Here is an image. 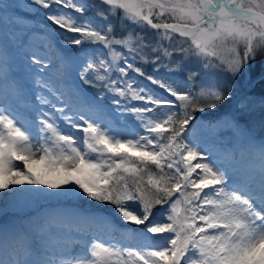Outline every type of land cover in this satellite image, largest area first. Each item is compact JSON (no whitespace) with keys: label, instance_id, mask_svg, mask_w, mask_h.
<instances>
[{"label":"snow or ice","instance_id":"obj_1","mask_svg":"<svg viewBox=\"0 0 264 264\" xmlns=\"http://www.w3.org/2000/svg\"><path fill=\"white\" fill-rule=\"evenodd\" d=\"M0 25V192L96 202L0 224V264H264V0H0Z\"/></svg>","mask_w":264,"mask_h":264},{"label":"rangeland","instance_id":"obj_2","mask_svg":"<svg viewBox=\"0 0 264 264\" xmlns=\"http://www.w3.org/2000/svg\"><path fill=\"white\" fill-rule=\"evenodd\" d=\"M5 3H12L14 2V0H4ZM56 7V6H54ZM44 11H48V10H44V9H38L35 13H26V12H20L19 14L21 16H28L29 19L35 23V24H39L40 22H43L45 24H50L49 21L46 20V18H44L41 13H43ZM66 11H70V10H66ZM94 15V10L93 11H88L85 13L86 17H91ZM9 27L7 25H0V41L7 43L9 38L7 37V33L9 32ZM52 27H55L54 25ZM115 36L119 37L121 36L123 33L121 32V29L119 27L118 24H116L115 27V31L113 33ZM17 35H21L19 32L17 33ZM82 48L87 49L89 52H91L93 49H100L102 47V45L100 44H83L81 45ZM55 50V47L54 49ZM24 49L21 48L17 51L16 53V68L15 71L20 75V77L22 78L23 82L26 85L25 88V92L27 94V101L30 102L29 104L31 105V107H34L35 105V100H34V96L37 93H34L32 91V88L34 87L33 84V77L29 74L28 69L25 68L23 70H21L23 68V64L27 65V61L24 58ZM150 51V50H149ZM137 65L142 67L145 75L142 77H138V80L145 86L150 87L152 89H156V85H152L150 83V81H148L146 79V77L148 75H153V66L149 63V64H143L140 61H136ZM189 68H192L193 70H195V66L194 65H188ZM165 69L161 68L160 69V73H164ZM130 75H134L133 73H130ZM178 75L181 78H186L187 73L186 72H180L178 73ZM197 84L200 83V78H197L196 81ZM88 87V86H86ZM89 91L90 92H96V93H103L104 90L102 88H90L89 87ZM160 92H162L163 90H159ZM110 95V94H108ZM242 93L239 91V88L237 90L236 93V97L241 96ZM235 99V97H234ZM104 104H106L109 108H113L114 105L112 104L111 100L107 98V95L105 96V99L103 101ZM134 103H139V102H134ZM229 103V102H226ZM220 111L223 112L224 111V107L221 106ZM117 115H119V113H117ZM197 117H200V113L196 114ZM254 117H255V121L257 124V132H259V121H260V111L259 108H257L255 110L254 113ZM129 127H131V125H129ZM76 131V130H74ZM39 169L37 171H34V173L36 174V178L37 179H43L49 182H56L59 183L62 179H63V173L61 174H56V173H48L44 170V166L38 165ZM81 179H83L84 177H80ZM74 186V185H73ZM25 188L28 187H32L29 185H24ZM41 187L43 188L44 191H49V189H47L46 187H44L43 185H41ZM11 197L7 196L6 198V193L4 192H0V208H4V211L7 213L5 214H0V224H11L13 222H19L20 220H29V219H37L39 215L41 214H47L50 212H64V213H82V212H86L87 210H89L90 205L95 204L96 202L93 201H68V200H63V201H57V200H51V199H46V198H37V197H22L19 198V203L17 205H13L11 203ZM5 205H7V207L5 208ZM102 207L111 209L113 206L110 204H104L102 205ZM167 207V206H166ZM154 211H160L159 206H157V209H155ZM142 227V226H141ZM89 231L96 233L97 235H103V237L105 239H112L113 237H115L116 239H121V233L120 232H112L111 230L105 229L103 227L100 226H96L93 225L91 226L89 229ZM149 236H151L152 234H148ZM167 235V234H164ZM157 237H153V239H156Z\"/></svg>","mask_w":264,"mask_h":264},{"label":"bare ground","instance_id":"obj_3","mask_svg":"<svg viewBox=\"0 0 264 264\" xmlns=\"http://www.w3.org/2000/svg\"><path fill=\"white\" fill-rule=\"evenodd\" d=\"M26 109H28L26 112H24L23 114H28L29 110L32 108L31 106L28 105V107H25ZM32 115H35V113H31ZM17 164L20 165V167H23V164L20 161H17ZM39 169L38 166H34L33 167V171H37Z\"/></svg>","mask_w":264,"mask_h":264}]
</instances>
